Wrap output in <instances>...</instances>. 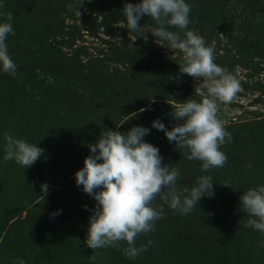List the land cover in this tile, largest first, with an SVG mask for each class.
Segmentation results:
<instances>
[{"label": "trees", "instance_id": "16d2710c", "mask_svg": "<svg viewBox=\"0 0 264 264\" xmlns=\"http://www.w3.org/2000/svg\"><path fill=\"white\" fill-rule=\"evenodd\" d=\"M139 2L85 0L78 10L96 9L97 16L88 18L102 28L108 25L104 12H119L127 28L122 9L125 3ZM185 2L191 7L188 30L202 36L207 45L211 28H216L235 48L228 63L247 67L254 59L264 58V0ZM0 3V13L13 14L14 34L9 37L30 45L15 76L0 69V264H19L20 260L24 264H264V233L246 226L249 217L240 206L241 194L264 185V160L256 156L244 165L251 168L241 171V142L246 138L239 131L253 124L225 125L231 140L220 150L228 159L222 168L208 172L201 171L200 161L185 158L187 149L174 145L152 126L158 119L171 130L178 121L170 115L172 106L160 101L169 95L167 86L145 80L148 72L159 70L173 79L188 75L179 71L182 58L151 50L156 40L151 30L157 27L151 18L144 15L139 20L147 39L120 52L125 71L115 75L102 64L75 60L59 48L63 45L60 36L67 33V21L75 13L67 6L74 0ZM0 19L6 22L5 16ZM169 30L183 38L182 30ZM36 72L42 76L36 77ZM32 89L36 100L26 98ZM187 99L199 102L201 97L193 90ZM133 126L148 128L143 140L159 149L163 164L178 169V190L195 186L201 175H211L214 195L201 197L187 215L172 210L157 196L153 206L163 205V217L154 222V231L137 237L136 246L153 243L129 259L124 255V241L119 248L87 246L89 217L97 202L82 193L75 172L91 154L88 145L95 144L103 131L126 133ZM5 132L36 143L44 150L41 157L25 169L14 160L5 161ZM43 185L47 193L42 192Z\"/></svg>", "mask_w": 264, "mask_h": 264}, {"label": "clouds", "instance_id": "9594fccd", "mask_svg": "<svg viewBox=\"0 0 264 264\" xmlns=\"http://www.w3.org/2000/svg\"><path fill=\"white\" fill-rule=\"evenodd\" d=\"M84 2L74 0L67 7L79 17L78 6H83ZM122 11L127 29L145 40L146 31L139 20L144 15L151 18L157 25L151 30L156 43L182 53L179 71L202 80L199 102L187 99L171 105L170 115L178 121L171 130L158 119L152 121V126L164 132L174 145L187 149L185 158L200 161L202 172L222 168L228 157L220 150L221 145L231 140V134L218 117L219 104L236 98L241 90L240 81L227 68L215 63L214 49L206 45L202 36L188 30L191 7L185 0H140L136 4L125 3ZM0 15L6 17V22L0 23V69L15 76L17 64L6 44L7 36L14 34L10 23L13 14ZM171 27L182 30L183 38L179 32L169 30ZM147 134L149 129L143 126H133L126 133L108 129L95 144L88 145L91 154L75 172V181L97 202L87 231L86 244L91 249L119 248V242L124 241L127 244L124 255L134 259L153 243L149 240L137 247V237L154 231V222L163 217V205L153 206L157 196L172 210L187 215L197 207L201 197L214 195L211 175H201L195 186L178 190V169L162 163L159 149L143 140ZM4 135V160H14L24 169L34 164L44 151L36 143L17 139L9 132ZM41 190L47 193V185L41 186ZM240 202L242 211L253 217L247 220L246 226L264 233V185L249 188L241 194ZM91 258L96 259L95 255ZM19 264L24 261L20 260Z\"/></svg>", "mask_w": 264, "mask_h": 264}, {"label": "rangeland", "instance_id": "374dc122", "mask_svg": "<svg viewBox=\"0 0 264 264\" xmlns=\"http://www.w3.org/2000/svg\"><path fill=\"white\" fill-rule=\"evenodd\" d=\"M95 10L84 7L79 10L81 12L79 17L74 13L71 19L67 21L68 26L70 25L66 28L67 33L60 36L62 41L59 38L60 43L63 45L58 46L62 52L75 60L95 65L102 64L104 69L115 75L118 71L124 72V63L120 52L125 48H136L143 37L136 36L135 33L125 28L119 18V12H104L107 15L106 22H108V25L102 28L97 24V20L94 22L88 18L89 15L91 17L97 16L98 12H95ZM0 17L4 16L1 15ZM2 22L5 21L0 19V23ZM144 31H146L145 28ZM145 34L146 32L144 36ZM9 35L6 39L9 55L16 64L24 62L28 51H30L27 47L30 46L29 43L21 38L14 40ZM59 39H57V42ZM164 43L166 45V42ZM207 45L214 49L215 63L227 68L241 84V90L232 102L219 104L218 117L224 121L225 125L237 122L253 124L248 128H241L239 131L240 137L246 138L245 141L241 142L244 154L241 171L244 172L249 168L244 167V165L249 164L250 159H256L257 156L258 160H264V58L254 59L253 63L247 67H239L228 63V58L235 54V48L225 35L216 28H211ZM151 50L167 56L182 58V53L179 50H171L156 43V40L151 43ZM36 73V77L42 76L39 72ZM165 76H167V79L164 78ZM145 80L158 82L160 86H167L166 90L169 91V95H165L160 99L167 107L185 100L188 92L194 90L198 93L200 90L199 84L202 82V80H196L190 76L186 79H173L159 70L148 72ZM36 93L32 89L25 93L26 98L36 100ZM253 162L256 167V162L254 160ZM259 171L258 169L256 172ZM21 216H23V212H21ZM245 216L249 217L246 213Z\"/></svg>", "mask_w": 264, "mask_h": 264}]
</instances>
